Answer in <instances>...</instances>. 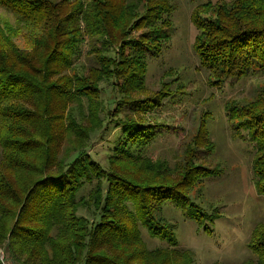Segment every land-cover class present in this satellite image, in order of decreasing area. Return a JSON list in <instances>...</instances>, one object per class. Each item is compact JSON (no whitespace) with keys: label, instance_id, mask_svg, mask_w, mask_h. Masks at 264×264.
<instances>
[{"label":"trees","instance_id":"trees-1","mask_svg":"<svg viewBox=\"0 0 264 264\" xmlns=\"http://www.w3.org/2000/svg\"><path fill=\"white\" fill-rule=\"evenodd\" d=\"M170 1L0 0L16 19L13 30L0 24L4 264H169L176 256L184 264L186 258L195 264V253L181 249L171 229L163 231L155 212L167 205L186 210L197 231L212 232L219 215L201 210L185 192L219 173L196 163L199 149L214 150L207 134L208 116L201 117L192 137L193 146L186 152L190 160L184 158L178 169L146 155L159 132L132 117L155 113L171 97L163 91L142 106L135 98L145 88L147 55L160 54L170 38L166 18L174 10ZM226 5H215V14L194 15L199 30L194 52L212 83L264 70V0H233ZM138 9L146 13L136 20L135 32L149 30L129 37L132 11ZM85 39L103 47L91 48L95 66L89 69L76 61L75 54ZM111 49L117 60L107 58ZM103 78H109L108 86L116 92L107 101L101 90L107 85L101 84ZM107 107L124 113L126 120L116 127L126 164H113L110 158L109 174L88 155L91 143L104 135ZM226 111L233 134L244 131L254 143L253 179L264 197V89L253 109L233 106ZM102 173L110 183L103 190L106 195L99 187L83 195L86 184L101 182ZM90 200L95 221L80 213ZM142 228L166 245L148 248ZM247 248L253 257L244 264H264L263 223L253 228Z\"/></svg>","mask_w":264,"mask_h":264},{"label":"rangeland","instance_id":"rangeland-1","mask_svg":"<svg viewBox=\"0 0 264 264\" xmlns=\"http://www.w3.org/2000/svg\"><path fill=\"white\" fill-rule=\"evenodd\" d=\"M129 1L138 2V0ZM232 1H170L169 5L174 9L166 17L172 28L170 38L163 44L160 54L147 55L145 88L139 91L135 98L142 106L153 101L163 91L170 92L171 97H168L164 105L159 110L156 109L153 114L132 115L133 119L140 124L153 127L152 131L155 133L159 132L155 141L146 150V155L153 160L167 161L173 169L181 164L184 158L186 161L190 160L191 156L186 152L191 151L192 139L201 123V117L204 114L208 116L207 134L215 145L214 150L199 149L200 151L196 153L198 159L196 163L199 162V167L219 173L200 182L189 191L186 189L185 192L201 210L213 217L219 215L214 221L212 232L206 234L202 230L197 231L196 224L187 218L186 210L167 205L161 213L157 210V213L155 212L157 216L158 214L161 216L160 223L163 231L171 229L174 237L177 236L180 248L190 249L195 253V264H244L253 257L247 248L251 232L258 223L264 224V197L256 190L252 172L254 143L244 131L240 132L241 135L233 134L232 123L228 120L226 111V107L231 110L233 106H242L247 109L255 107L257 96L264 89V70H254L240 79L230 78L223 83H212L208 79V74L199 67L194 52L195 40L199 35V30L194 23V15L202 11L213 14L216 10L215 5H226ZM207 2H211L212 5H207ZM145 13L143 9L132 11L127 36L134 37L135 34L137 36L148 32L149 28L136 32L134 30L136 20ZM0 24L6 29L13 30L16 27L15 17L2 6H0ZM93 47L103 49L101 45H96L88 39L80 42L75 48L76 61L84 64L87 69L95 66L90 53ZM115 48L118 49V45ZM106 56L108 59H118L112 49L106 53ZM173 79H176L174 84L169 85V81ZM103 80L101 84L106 82L107 85H102L101 90L106 92L103 100L107 101L109 97L113 98L116 92L115 88L109 87L111 84L109 78L106 80L103 78ZM114 108H106L107 122L102 132L104 135L100 134L99 139H95L91 143V148L88 149L91 161L99 164L106 174L113 170L110 167V161L116 162L117 165L126 164L121 159L123 155L120 153L122 152L120 140L123 138L120 130L116 129L122 124L121 119L125 120V114H117ZM115 167L117 168L116 165ZM100 178L99 184L96 180L92 184H86L82 194L88 196L95 187L96 189L99 187L102 188V196L106 195L107 192L104 193V191L110 183L103 173ZM93 202V200L86 201V208L80 209V213L88 216L89 221L94 220L96 213ZM130 208L133 209V207ZM141 231L148 248L166 245L161 240L149 237L145 229L142 228ZM135 246L139 248V251L142 249L140 245ZM4 255V251L0 249V256H3V259H0L2 264L5 261ZM169 264L184 263L176 256V261ZM186 264H189L187 258Z\"/></svg>","mask_w":264,"mask_h":264},{"label":"built area","instance_id":"built-area-1","mask_svg":"<svg viewBox=\"0 0 264 264\" xmlns=\"http://www.w3.org/2000/svg\"><path fill=\"white\" fill-rule=\"evenodd\" d=\"M0 259L2 260L3 259V256H0Z\"/></svg>","mask_w":264,"mask_h":264}]
</instances>
